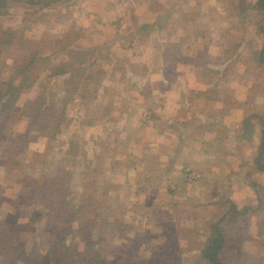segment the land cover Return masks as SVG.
Masks as SVG:
<instances>
[{
  "label": "rangeland",
  "instance_id": "1",
  "mask_svg": "<svg viewBox=\"0 0 264 264\" xmlns=\"http://www.w3.org/2000/svg\"><path fill=\"white\" fill-rule=\"evenodd\" d=\"M33 1L0 0L5 4L0 6V33L7 38L0 47V58L6 63L1 77L16 74L34 48L50 54L44 60L50 64H58L70 49H90L96 58L91 59L94 67L101 70L94 78L96 86H101V92L106 88L112 96L103 103L110 108L102 110L90 126L74 120L53 136V129L41 123V130L53 136L46 162L60 158V164L69 163L68 197L80 206V217L70 220V225L53 227L40 218L30 220V204L21 203L24 209L17 213L18 221L29 219L42 243L65 234L69 227L77 228L74 239L80 252L93 254L100 264L123 263L128 254L148 256L160 244L173 264H207L201 261L200 247L228 201L238 207L259 204L233 223H224L221 258L224 264H264V170L253 162L259 130L256 117L250 119L255 132L244 133L245 117L264 113V62L259 65L250 58L264 40L254 0H144L147 6L143 0H133V5H125V0ZM122 9L126 16L117 14ZM169 13L166 25L162 22ZM178 18L183 20L176 24L187 31L172 37L168 27ZM147 22L150 25L142 27ZM137 30L140 32L135 33ZM171 39L182 43L175 49L179 54L170 58L173 65L164 72L161 46ZM187 40L191 41L189 47ZM118 66L131 82L121 83L118 78L123 73ZM70 67H65V73ZM45 72L35 71L38 81L21 90L15 103L22 106L28 98L30 102L35 99L34 119L48 100L61 94L65 82L59 76L45 83L40 79ZM93 86L90 83L87 89ZM75 96V103H69V114L74 117L85 110L80 84ZM6 107L0 104V111ZM26 118L5 125L4 136H0V155L4 157L0 159L6 157L4 149H13L7 137L20 132L25 148H45V136L27 127ZM136 121L139 126L133 127ZM160 122L174 126L170 128L177 147L173 160L153 163L148 155L158 149L142 152L141 145L132 142L140 139L141 128L146 126L161 133L165 128L160 130ZM70 139L80 147V154L64 156L65 142ZM118 141L125 145L115 147ZM135 146L141 155L133 161ZM89 156L102 164L99 173L89 174L95 178L94 185L86 186L81 182ZM18 167L24 176H31L35 168L26 160ZM16 174L14 168L0 167V218L4 211L12 213L13 202L19 203L16 197L22 192V183ZM252 182L263 188L257 193L254 189L259 187ZM260 194L262 202L258 203ZM109 202L112 211L104 210ZM22 232L33 236L28 227ZM5 245L0 240V264H12L15 258L19 261L20 253H8Z\"/></svg>",
  "mask_w": 264,
  "mask_h": 264
},
{
  "label": "trees",
  "instance_id": "2",
  "mask_svg": "<svg viewBox=\"0 0 264 264\" xmlns=\"http://www.w3.org/2000/svg\"><path fill=\"white\" fill-rule=\"evenodd\" d=\"M30 2L33 3L34 1L30 0ZM4 5V3H0V6ZM253 7L260 14L259 29L264 33V0H254ZM166 17L167 19H164V22L167 25L170 13ZM181 20L183 19L178 18L177 20H173L174 22L168 27L171 31L170 33L173 35L172 37L182 30L185 33L186 29L184 30L181 25L176 24L177 21ZM149 25V23H144L142 27L146 28ZM185 35L188 36V33L184 34V38H186ZM6 42L7 38L3 33H0V47ZM181 43L182 41L176 43L173 39L163 42V46H161L163 50V64L161 69L164 72L167 71L168 67L173 65V61L170 60V58L171 56L179 54V52L176 51ZM190 43L191 41L187 40L185 44L186 47H189ZM56 52L57 51H55V53ZM66 52L70 57L66 55L58 64H50L44 62L50 54L41 53L38 48L29 50L28 57L26 56L19 64L18 72L16 74H9L6 79L1 77L5 72L6 63L0 58V104H5V106H7L5 111H0V136H4L3 131L5 130V125L9 121L16 122L23 116L25 118L27 117V127L39 131V134L41 133L42 136H45L47 141L44 149L39 147L25 148V142L22 138V136H24L23 132L16 133L10 139L7 137V143H9L11 147L13 144V149H9V147L5 146L7 147L4 149L6 157L4 160L0 159V167L14 168L17 171L15 177L22 183V192L16 197L19 203L16 201L13 202L14 204L11 207L12 213L7 214V212L4 211L3 216L0 218V240L3 241L4 245L6 244L5 249L8 250V253L16 251L19 252L21 256L19 261L17 258L13 259L12 264H100L95 262L93 254L84 256L82 252H80V245L78 241L74 239V237L79 234L76 233L78 232L77 228L69 227L71 229L65 234L60 233L48 242L46 241V244L45 242L42 243V240L35 236V228L32 222H30V220L34 218H40L39 220L44 221L46 224L51 223L53 227H57L65 223L70 225V220L80 217V206L76 205L74 200L68 197V188L72 181V177L67 171L69 163L63 162L60 164V158H56V164L54 163L56 159L51 160V162H46L50 149L49 143L53 136L56 135L57 129L59 130L62 127L64 128L71 125L74 120H78L82 124L85 122L90 126L96 118H100V112H103L102 110L107 109L108 106L110 108L109 103H103L107 96L112 95L108 94L106 88H103L105 92H101L102 88H98L100 86L99 84L96 86L97 79L95 80L94 78H98V74L101 73V70L94 67L95 62L91 59L96 58H94V56L92 57L93 53L91 50L80 48L70 49ZM220 58L221 57H218L217 59L220 60ZM250 58L253 59V61H257L259 65L264 62V40L262 46L256 49L255 52L251 54ZM68 64H70L71 67L67 68V73H65V67ZM118 69L122 70L123 73L122 76L118 78L121 83L127 84L129 81L131 82V79H128L126 72H124L125 69L119 66ZM41 70L42 72L46 71L44 73L45 76H41L42 78L40 77L41 81L48 83L51 77L64 76L63 82H65L60 89L61 94L53 100H48L45 108L41 111L42 114L38 112L34 119V114L37 112L34 110V107L38 108L35 99L30 102V100H28L30 98H28L22 106H17L15 103L20 98L19 95L21 90H25L36 84L38 80L36 79L37 74L35 71ZM80 72L83 74L86 72V74L80 78ZM76 79L78 81H75ZM90 83L94 85L92 90H89V88L87 89ZM79 84L80 98L84 100L83 104L85 105V110L80 116L74 117L69 114V111L70 105L75 103L77 99L75 93ZM69 103L71 104L69 105ZM18 114L20 116H18ZM253 117H256V123L259 126L258 141L255 146L253 162L257 169L264 170V113H254L252 116L245 117L244 133L246 132L252 135L255 132L253 124L250 121ZM41 123L44 124V128L53 129V136L41 130L43 125ZM107 134L109 135V132ZM15 143H17L18 147H16ZM25 149H28V154ZM79 149L80 147L74 140L70 139L68 144L66 140L63 150L64 156L69 154H80ZM24 154L25 156L23 157ZM0 156L4 157L2 155ZM14 160L16 162H14ZM22 160H26L31 166H35L31 176H24L19 170L18 163ZM101 164L97 165L96 160L90 157L88 160V168L85 170L81 183L86 186L94 185L95 178H89V174L90 172H94L95 174L99 173L101 171ZM251 185L253 187H259L258 189H254L257 193L259 189L263 188L258 182H252ZM105 191L106 190H103L102 193H105ZM258 199V203H261V194L258 196ZM109 201H111V197H109ZM21 203H28L31 206L30 220H27L29 222H19L17 219V213H23L24 208H20ZM258 205L259 204H257L255 208L251 205L238 207L234 201L229 200L227 209L220 217L210 224V230L208 231L210 233L209 238L205 240L200 247L201 261L204 260L207 264H224L221 258V251L226 241V235H224L223 231L224 223L226 221L230 224L233 223L237 216L258 209ZM105 206L106 209L104 210L112 211L109 207L110 202ZM78 212L79 214H77ZM25 227H28L29 231L33 233L32 238H29V235L26 237V235L23 234L22 229H25ZM68 238H71L69 242ZM69 243H71V246H68ZM27 245H30V248H27ZM86 250L84 251L90 253L89 250ZM123 254H125V252ZM107 264H173V260L168 255L166 247L160 244L156 247V251L148 254V256H141L138 253L133 255L128 254L123 263L116 262Z\"/></svg>",
  "mask_w": 264,
  "mask_h": 264
},
{
  "label": "crops",
  "instance_id": "3",
  "mask_svg": "<svg viewBox=\"0 0 264 264\" xmlns=\"http://www.w3.org/2000/svg\"><path fill=\"white\" fill-rule=\"evenodd\" d=\"M141 2L145 3L146 6L148 5V3L145 2L144 0ZM136 3H138L137 0H136ZM128 4L133 5L134 4L133 0H125V5H128ZM115 13H117V12H115ZM117 14L118 15L121 14V15L126 16V12L124 14L123 9L119 10ZM147 23H151V22H147ZM162 23H164V21ZM141 28H139V29H141ZM137 32H140V31L139 30L135 31V33H137ZM136 36L139 37L140 34L138 33ZM136 122H137L136 124L132 123L133 127L139 126L138 125L139 122L138 121H136ZM161 125L162 126L160 127V130H162L163 127L165 128L164 129L165 131L163 130L161 133H160V131L154 133V130H157V129H156V127L153 128V126H149V127L146 126L144 128H141L142 131H141V134H139L141 136L140 139L136 138L132 142V145H138V144L141 145L140 151L146 152V153H149V152L152 153L157 148L158 152L156 154H154V152H153L151 155H148V158H147L148 160H150L153 163L155 161H160V162L163 161V163H166L169 160H171V159L173 160L175 158V149L177 147V144H174V134H173L172 129H171V128L174 129V126H167L163 122L161 123ZM115 144H116L115 147H117V146L122 147L123 145H125L121 141H118ZM160 149H161V151H160ZM137 151L138 150L135 146V148L132 152L133 155L131 156V159L133 161L140 159V156H136V155H141V154H138ZM159 152H161V153H159ZM124 159H125V157H124ZM132 165L134 167L135 165H137V163H132ZM168 167L170 168V166H168ZM137 170H139V169H137Z\"/></svg>",
  "mask_w": 264,
  "mask_h": 264
},
{
  "label": "built area",
  "instance_id": "4",
  "mask_svg": "<svg viewBox=\"0 0 264 264\" xmlns=\"http://www.w3.org/2000/svg\"><path fill=\"white\" fill-rule=\"evenodd\" d=\"M194 176V175H193ZM193 176H191V178L193 177ZM196 177V176H195Z\"/></svg>",
  "mask_w": 264,
  "mask_h": 264
}]
</instances>
